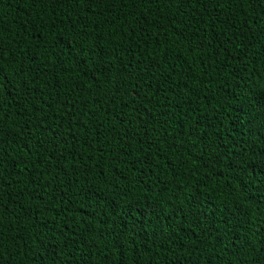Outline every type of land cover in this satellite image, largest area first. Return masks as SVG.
<instances>
[{
    "label": "trees",
    "instance_id": "obj_1",
    "mask_svg": "<svg viewBox=\"0 0 264 264\" xmlns=\"http://www.w3.org/2000/svg\"><path fill=\"white\" fill-rule=\"evenodd\" d=\"M0 52V264H264V0H0ZM194 197L215 239L168 226Z\"/></svg>",
    "mask_w": 264,
    "mask_h": 264
},
{
    "label": "snow or ice",
    "instance_id": "obj_2",
    "mask_svg": "<svg viewBox=\"0 0 264 264\" xmlns=\"http://www.w3.org/2000/svg\"><path fill=\"white\" fill-rule=\"evenodd\" d=\"M85 7L87 4L91 3L92 0H82ZM207 3H212V0H205ZM236 2H248V0H236ZM187 27V26H185ZM83 51V50H81ZM79 56V54H77ZM0 59H2V52H0ZM97 70H99V65L96 66ZM129 81H135L134 83H131L127 88H124V85L121 84L117 91L120 90V88H124V95L128 96V99L123 101V106L127 107L129 103L137 104V101L139 99V92L145 87L143 79L141 75L138 73L136 77L129 76ZM7 75L3 71V67L0 66V101H3L7 96L12 95L13 86L11 84V81H8ZM118 99L120 97H117ZM139 107L141 105H137L136 108H133L132 111H138ZM12 143H15V141H12ZM19 146V145H18ZM10 148V144L7 140H5L2 136H0V172H3L7 167H16L15 163H10L7 160L8 151ZM44 151H47L45 148ZM40 163L38 160H32L31 165L32 168H36L37 164ZM257 169H260L258 172ZM28 163L25 161L24 167L21 168V172L27 173L28 172ZM241 172L247 176V179L249 183L255 184V187L249 188V183H245L242 187L245 189L249 195L245 196V199H252L253 200V207H259L261 205H264V179H260V177H264V165L262 164H249L248 166L241 169ZM250 173V174H249ZM28 183H34L33 179L31 177H28ZM257 181H259L257 183ZM23 178L20 180H17L15 182L8 181L7 183L4 181V178L2 175H0V209H3L5 207L3 201L5 197L8 199V203L12 204L14 207L17 205V199L16 197L21 195L20 192H16L13 194L9 189L12 187V184L15 183L17 186L20 183H23ZM27 189V185H25V190ZM43 195H47V193H44ZM87 195V193L85 194ZM40 194H37V198H39ZM133 210V209H130ZM218 212H221V215H226L227 219L221 221V223H227L228 221H232L233 223H236L238 218L243 214L242 213V206L237 207L235 204H233L231 207L228 208L227 213L225 214L222 209L218 206L216 209ZM264 211V209H261ZM209 211L207 208V205L202 200H197L195 197L193 198V203L189 207V211L185 213V217L183 220V223L177 222L175 224L168 225L172 229H179L181 227L187 226L189 229V235L190 236H196V229H200V234L204 237L205 240L208 239V237L212 236L213 239L216 237L213 236V228L211 225L208 227H201V225L205 224L206 221H208L209 217L205 215V213ZM145 212L152 216L154 214L153 209H145ZM235 218V219H234ZM217 236H220V243H224L223 236L227 235L221 234L219 232L216 233ZM187 239V237H185ZM199 240V237H197V241ZM73 241L69 240L67 243L70 245ZM63 243V241L61 242ZM189 243H192L190 240ZM228 243L232 244L233 247H236V237L234 235L228 236ZM2 243H0V248H2ZM198 250V249H197ZM0 259H2V253H0ZM179 259V257L177 258ZM210 264V262H209Z\"/></svg>",
    "mask_w": 264,
    "mask_h": 264
}]
</instances>
